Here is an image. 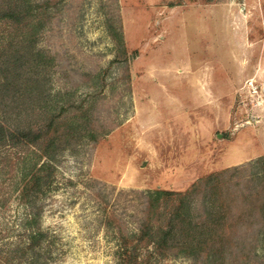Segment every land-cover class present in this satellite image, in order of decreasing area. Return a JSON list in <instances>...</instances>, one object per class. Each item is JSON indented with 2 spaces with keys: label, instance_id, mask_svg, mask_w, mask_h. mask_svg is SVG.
Returning <instances> with one entry per match:
<instances>
[{
  "label": "rangeland",
  "instance_id": "rangeland-1",
  "mask_svg": "<svg viewBox=\"0 0 264 264\" xmlns=\"http://www.w3.org/2000/svg\"><path fill=\"white\" fill-rule=\"evenodd\" d=\"M8 4L26 21L0 20V122L52 117L80 131L57 139L27 198L47 142L0 146V264H20L10 251L38 212L44 264H121L135 246L138 264H264V0ZM220 174L232 212L213 213L205 192L191 204L224 241L134 245L143 193L184 194Z\"/></svg>",
  "mask_w": 264,
  "mask_h": 264
},
{
  "label": "trees",
  "instance_id": "trees-1",
  "mask_svg": "<svg viewBox=\"0 0 264 264\" xmlns=\"http://www.w3.org/2000/svg\"><path fill=\"white\" fill-rule=\"evenodd\" d=\"M10 4L0 8V20H7L16 24L25 22V9L18 6L12 7ZM77 131L80 130L74 123H59L52 117L47 119L43 126L36 129L12 128L0 122V146L13 142L23 143L26 146H38L41 142H47L40 154V157L46 158L47 161L39 169L34 167L30 176H26L22 190L24 198L29 197L32 192L43 186L44 178L41 172L54 159V152L52 151L57 139L67 140ZM223 175L207 177L199 184L192 186L184 194L168 190L143 193L145 197L143 218L139 223L138 233L134 236V245H153L159 248L165 245H195V243L197 245H216L221 240L224 241L222 224L217 223L216 216L207 213L210 216L205 215L207 217L202 220L203 214L200 212L198 221L195 222L191 204L196 194L205 192V197L208 196L211 203L212 212L214 213L213 210L219 206L225 209L224 214H222L223 217H227V214L232 211L221 196L219 186ZM221 212L223 213V211ZM39 217L40 213L38 212L27 219L26 241L23 245H15L10 251L12 260H18L20 264H44L40 261L39 252L47 236L40 229ZM225 224H229L228 220L223 222V227ZM233 229L228 228L230 231ZM199 237L203 240L198 241ZM137 248L135 246L133 251L127 252L121 264H138Z\"/></svg>",
  "mask_w": 264,
  "mask_h": 264
}]
</instances>
